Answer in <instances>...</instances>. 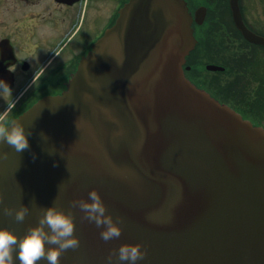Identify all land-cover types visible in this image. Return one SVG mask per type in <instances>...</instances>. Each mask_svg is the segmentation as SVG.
<instances>
[{
	"label": "water",
	"instance_id": "obj_1",
	"mask_svg": "<svg viewBox=\"0 0 264 264\" xmlns=\"http://www.w3.org/2000/svg\"><path fill=\"white\" fill-rule=\"evenodd\" d=\"M191 23L185 0L126 1L66 88L11 121L32 135L19 153L0 143V224L22 233L54 198L67 207L96 188L121 235L103 240L77 208L80 246L60 264H105L121 241L146 249L138 264H264V127L185 76ZM22 204L23 222L4 211Z\"/></svg>",
	"mask_w": 264,
	"mask_h": 264
},
{
	"label": "flooded vegetation",
	"instance_id": "obj_2",
	"mask_svg": "<svg viewBox=\"0 0 264 264\" xmlns=\"http://www.w3.org/2000/svg\"><path fill=\"white\" fill-rule=\"evenodd\" d=\"M126 1L0 0V78L13 83L11 93H0V128L40 97L66 88L80 58ZM185 2L195 37L185 75L253 123V114L264 118L254 103L260 99L264 107V45L247 39L234 19L239 11L244 25L264 37V0ZM204 70L212 74L206 77Z\"/></svg>",
	"mask_w": 264,
	"mask_h": 264
},
{
	"label": "clouds",
	"instance_id": "obj_3",
	"mask_svg": "<svg viewBox=\"0 0 264 264\" xmlns=\"http://www.w3.org/2000/svg\"><path fill=\"white\" fill-rule=\"evenodd\" d=\"M11 91V85L0 78V93ZM31 135L32 128H27L23 122L13 121L0 128V143L6 142L19 153L30 147L28 137ZM39 135L42 140H48L43 130ZM46 148L50 153L55 151L54 145L48 144ZM77 208L81 210L83 218L94 222L100 229L103 240L109 241L121 235L122 217L109 211L98 189L90 188L86 197L72 200L67 207L56 203L54 198L52 203L43 207L36 222L28 224L22 233L0 224V264H39L42 259L47 264H60L62 252L80 246L76 231ZM4 211L13 216L15 221L23 222L29 208L22 204L5 208ZM145 255L146 249L139 241H121L105 257V264H138Z\"/></svg>",
	"mask_w": 264,
	"mask_h": 264
},
{
	"label": "rangeland",
	"instance_id": "obj_4",
	"mask_svg": "<svg viewBox=\"0 0 264 264\" xmlns=\"http://www.w3.org/2000/svg\"><path fill=\"white\" fill-rule=\"evenodd\" d=\"M203 74H204V76L207 77V76H210L212 73L211 72H207V71L204 70L203 71ZM213 74L214 75H217V76H223V75L225 76L226 75V73H213ZM206 87L209 88L210 90H213V88L209 84ZM254 103L256 105H258V110L259 111H261V112L264 111V107H263V105L261 106L260 99L255 100ZM249 118H251V119L253 118L254 121L258 122L261 125H264V118H262V116L260 114H253L251 117L249 116Z\"/></svg>",
	"mask_w": 264,
	"mask_h": 264
}]
</instances>
